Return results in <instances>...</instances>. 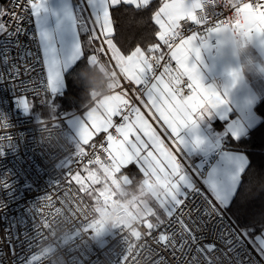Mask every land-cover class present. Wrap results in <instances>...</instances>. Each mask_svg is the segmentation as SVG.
Instances as JSON below:
<instances>
[{"label": "built area", "instance_id": "built-area-1", "mask_svg": "<svg viewBox=\"0 0 264 264\" xmlns=\"http://www.w3.org/2000/svg\"><path fill=\"white\" fill-rule=\"evenodd\" d=\"M18 2L3 0V5L7 11L21 14V8L13 7ZM244 7L264 18V0H238L236 5L227 0H201L189 16L176 21L165 43L171 40L175 47L177 36L179 41L197 36L201 42L215 29L233 31L242 20ZM23 17L21 27L31 33L35 29L33 18L27 12ZM2 20L14 28L15 22L8 16ZM3 40L0 36V42ZM20 40L32 47L27 36ZM209 44L216 47L214 39ZM2 48L0 43V51ZM11 55H16L15 48ZM167 65V51L148 54L144 74L152 83ZM0 71H5L2 63ZM180 80L181 95L190 97L192 91L185 94L190 89L187 80ZM6 81L5 76V82L0 83V264H236L235 254L227 252L220 235L222 230L231 234L230 220L225 217L221 221L220 214L208 207L209 223L208 217L201 215L206 207L203 200L191 194L192 188L207 189V173L221 161L219 150L197 162L183 161L192 177L191 186L164 219L151 224L124 210L125 223L102 234L94 226L95 214L71 186L72 175L83 166L112 168L107 145L110 140H119L115 129L121 124L117 118L123 114L124 121L142 111L141 103L151 83L143 80L144 87L135 89L121 81L114 92L124 99L109 129L86 149H79L65 139L61 118L34 119L21 108ZM240 259H244L243 254Z\"/></svg>", "mask_w": 264, "mask_h": 264}, {"label": "crops", "instance_id": "crops-1", "mask_svg": "<svg viewBox=\"0 0 264 264\" xmlns=\"http://www.w3.org/2000/svg\"><path fill=\"white\" fill-rule=\"evenodd\" d=\"M200 1L171 0L178 11L172 18V28L159 33L164 43L172 33L176 21L189 16L200 6ZM153 2L156 3L158 0ZM227 2L236 5L238 0H227ZM46 7L50 10L46 14L47 22L43 19L44 13L34 17L35 30L37 35L47 31L55 36L57 16L64 18V8L67 7L70 13L71 5L66 0L64 4L61 0H47ZM52 11L56 12V16L52 15ZM241 11L242 20L233 31L227 28L215 29L207 34V40L201 42L197 36L181 39L174 48L186 46L191 54L187 56L184 64L177 61L176 70L182 72L180 78L162 79L165 75L164 71L158 74L145 91L141 103L142 111L126 118L123 124L115 129L119 140L108 142L107 148L113 164L111 169L119 173L124 168L134 166L142 176L140 183L145 185L147 190L151 191L147 178L157 186H165L167 200H172L170 201L172 208L178 204L192 184L191 175L183 167L185 159L197 162L200 158L209 157L213 151L219 150L221 161L210 167L205 184L208 190L214 196H219L227 206L246 169L248 163L246 156L230 150L228 146H223V143L226 140L237 141L245 138L261 121L255 113V108L264 99V72L257 71L256 67H264V18L251 12L247 7L242 8ZM105 20H107L106 14ZM110 26H113L112 21ZM63 27L68 31L67 40L70 43L71 20L64 18ZM226 32L234 33L238 37L239 45L247 50L244 54L234 59L220 55L222 47L220 37ZM212 39L216 41L215 48L209 44ZM137 52L144 60L142 67L138 65L141 73H144L146 68L145 53L161 55L159 50L149 53L135 49L130 53L135 55ZM114 58L116 59L114 70L119 78L115 87L96 98L97 101L91 100L81 111L61 117L65 139L79 149H86L109 129L124 99L122 95L114 92L121 85V81L125 83L131 81V84H140L143 81L129 71L126 66L128 57L123 58L120 52L116 51ZM172 58L175 59V56L173 55ZM249 63L252 70L243 72L239 79L232 80L228 75L229 71ZM190 68H195L200 85L208 92L207 95L201 94L203 99L193 91L188 98L180 93L181 78L187 80L191 89L193 82L188 75ZM161 88L163 92L160 91ZM174 88L176 92H173ZM164 93L171 98L170 102L165 99ZM157 95L163 101V107L159 103H153ZM152 112L158 113L168 124L172 136H168L167 139L171 141V145L165 143L156 134L153 126L160 128L162 122L153 121L150 117ZM234 132L237 133L235 137ZM165 135L167 136V133ZM197 140H199L198 144ZM72 181L71 178V183ZM149 213L148 216L151 217L152 210ZM167 215L168 213L164 218Z\"/></svg>", "mask_w": 264, "mask_h": 264}, {"label": "snow or ice", "instance_id": "snow-or-ice-1", "mask_svg": "<svg viewBox=\"0 0 264 264\" xmlns=\"http://www.w3.org/2000/svg\"><path fill=\"white\" fill-rule=\"evenodd\" d=\"M66 2L71 5L70 13L67 7L63 10V17L71 20L70 43L67 40L68 31L63 27L64 18L61 16H57L55 36L47 31H42L37 35L35 29L28 33L21 27L20 22L24 18L23 12H27L32 18L39 17L44 13L43 19L47 22L46 14L50 11L46 7L47 0H22V2L20 0V2L14 3V8L22 9L21 14L0 7V36L4 37V40L0 42L3 44L2 51H0V63L5 68V71H0V83L5 82L6 76V82L12 88L14 95L18 98V103L25 111L44 108L48 104H52L53 94L62 95L61 103L65 108L76 107L80 89L76 85L75 77L79 70L97 55L107 57L115 64L114 54L119 51L121 56L128 57L126 66L129 71L142 80L151 83L152 78L141 73L140 67H138V65L142 67L144 64L140 53L137 52L135 55L124 53L112 39L115 35V28L110 26L111 18L115 12L125 6H135L137 10L149 13L156 41L155 45L150 47L153 51L159 50L162 53L167 51L168 53V65L163 68L165 75L162 79L178 80L182 75V72L176 70L177 61L184 64L191 52L186 46L174 48L171 40L167 44L164 43L159 35L162 30L172 28V18L178 11L172 5L171 0H158L156 3L153 0H146V2H142V0H75V2L74 0H66ZM61 3L64 4L65 0H61ZM85 13H87V19H85ZM105 14L107 20H105ZM52 15L56 16V12L52 11ZM4 16H8L11 21L15 22L14 28H10L9 23L2 20ZM21 36H27L35 51L32 50V47L22 43ZM179 39L177 36L176 43H179ZM13 48L16 49L15 56L11 55ZM173 55L175 59L172 58ZM144 58L147 59V53H145ZM160 63L163 65L164 61L161 60ZM188 75L193 83L191 89L185 90V94L188 91H193L195 95L203 99L201 94L207 95L208 92L200 85L195 68H190ZM128 83L132 82L129 81ZM132 87L139 89L144 87V84L133 83ZM157 87H159L158 84ZM61 89H63L62 92ZM124 91L130 93V89L127 87L124 88ZM160 91L163 92V89L161 88ZM173 92H176L175 88ZM164 95L165 99L170 102L171 98L167 93H164ZM153 103H159L161 107L164 106L158 95ZM150 117L153 121L162 122L160 128H156L152 123H149L152 124L160 139L171 145V141L167 139L168 136H172L168 124L156 112H152ZM123 119L122 114L117 118V124L122 125ZM233 136H237V133L234 132ZM196 143L198 144L199 140ZM260 146H264V136L261 138ZM261 191H264V184L250 180L248 184L241 188L231 207H228L219 196H214L206 188L191 189L192 195L203 200L206 207L201 215L207 216L209 223H211V213L207 211L208 207L220 214L221 221L225 217L230 220L232 225L231 234H226L222 230L220 235L223 243L227 246V252L235 254L236 264H264V201L257 202L255 199ZM217 226L213 225L214 228ZM233 236H235V239L232 238ZM249 245H251V249H249ZM241 249L242 252L238 251ZM227 252L225 253L226 258ZM253 252L255 255H253ZM242 254L243 260L240 259ZM229 264H231V261H229Z\"/></svg>", "mask_w": 264, "mask_h": 264}, {"label": "trees", "instance_id": "trees-1", "mask_svg": "<svg viewBox=\"0 0 264 264\" xmlns=\"http://www.w3.org/2000/svg\"><path fill=\"white\" fill-rule=\"evenodd\" d=\"M0 7L4 8L3 0H0ZM85 19H87L86 13ZM111 21L115 28V35L112 39H114L115 44L124 53H130L135 49H143V51L149 53L154 52L150 46L155 45L156 41L151 17L148 12L137 10L132 6H125L113 14ZM160 53L162 54V52ZM121 57L126 58L125 56ZM75 81L77 87L80 89L76 107L65 108L61 103L63 97L58 94L53 96L52 104H48L40 109H31L30 113L33 118L36 120L56 119L81 111L93 98L109 92L115 87L117 77L114 64L107 57L97 55L79 70ZM255 113L261 120L257 127L251 130L243 139L225 141V147L228 146L232 151L243 153L248 161L228 207H231L232 202L239 195L241 188L248 184L250 180L264 184V166H262L264 165V159H262L264 158V146H260L261 138L264 136V99L256 106ZM118 175L129 180L130 184L127 186V189H134L136 183H140L142 179L141 174H139L134 166L122 169ZM72 188L94 213V206L86 201L83 197L84 193L81 195L73 186ZM122 199L128 200L126 196L122 197ZM255 199L257 202L264 201V191L259 192ZM151 217L154 219L153 221L164 219V216L159 212L151 215Z\"/></svg>", "mask_w": 264, "mask_h": 264}, {"label": "rangeland", "instance_id": "rangeland-1", "mask_svg": "<svg viewBox=\"0 0 264 264\" xmlns=\"http://www.w3.org/2000/svg\"><path fill=\"white\" fill-rule=\"evenodd\" d=\"M116 77L118 82L117 74ZM30 110L26 112L30 113ZM72 180V186L81 195L84 193L86 201L94 206V226L102 234L104 231L109 234L116 225L125 223V217L122 215L124 210L130 211L143 223L151 224L154 219L148 216L149 211L152 210V215L161 212L165 216L173 209L170 202L172 200H167L165 186H157L150 178L146 180L151 191L142 183H136L134 189H127L129 180L118 175L117 170L83 166L72 175ZM124 196L128 200H123Z\"/></svg>", "mask_w": 264, "mask_h": 264}, {"label": "clouds", "instance_id": "clouds-1", "mask_svg": "<svg viewBox=\"0 0 264 264\" xmlns=\"http://www.w3.org/2000/svg\"><path fill=\"white\" fill-rule=\"evenodd\" d=\"M220 39L222 41V47L220 50V55L222 57L234 59L247 51L245 48L239 45L238 37L234 33H223L221 34ZM251 70V63H249L245 65H240L236 70L229 71L228 75L231 77L232 80H237L240 78L243 72ZM256 70L264 72V67H256Z\"/></svg>", "mask_w": 264, "mask_h": 264}, {"label": "bare ground", "instance_id": "bare-ground-1", "mask_svg": "<svg viewBox=\"0 0 264 264\" xmlns=\"http://www.w3.org/2000/svg\"><path fill=\"white\" fill-rule=\"evenodd\" d=\"M95 99V98H94ZM95 101H97V100H95ZM104 134V133H103ZM101 136V135H100ZM99 138V137H98ZM97 140V139H96ZM96 140H94V141H96ZM91 144V143H90ZM89 145V144H88Z\"/></svg>", "mask_w": 264, "mask_h": 264}]
</instances>
